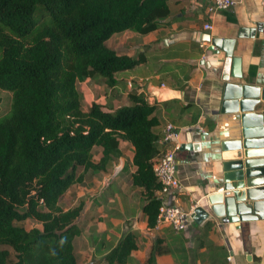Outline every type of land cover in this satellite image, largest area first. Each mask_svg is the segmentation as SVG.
Instances as JSON below:
<instances>
[{
  "label": "trees",
  "instance_id": "trees-1",
  "mask_svg": "<svg viewBox=\"0 0 264 264\" xmlns=\"http://www.w3.org/2000/svg\"><path fill=\"white\" fill-rule=\"evenodd\" d=\"M169 14L167 0H0V89L11 93L0 116V264H77L82 204L63 209L59 200L86 172L107 170L121 155L120 140L133 146L132 184L154 227L162 198L152 166L166 149L155 103L132 91L112 111L95 101L84 108L77 83L113 87L116 74L140 59L105 41L125 30L146 34ZM26 219L40 227L26 229L19 224ZM136 236L126 231L101 264H126ZM158 252L135 264H155Z\"/></svg>",
  "mask_w": 264,
  "mask_h": 264
},
{
  "label": "crops",
  "instance_id": "crops-1",
  "mask_svg": "<svg viewBox=\"0 0 264 264\" xmlns=\"http://www.w3.org/2000/svg\"><path fill=\"white\" fill-rule=\"evenodd\" d=\"M235 1L227 10L210 12L207 0H167L170 14L154 30L146 34L125 30L105 41L117 53L140 62L116 74V84L107 86L106 104L100 103L104 110L112 111L118 99L127 102V95L134 91L155 103L153 113L160 119L161 132L167 122L181 129L179 145L186 142L188 131L194 132L193 139L202 134L194 154L186 149L176 152L183 187L160 195L164 202L185 210L192 205L206 207L207 197L221 192V144L241 131L239 112L219 111L224 52L209 48L206 36L235 39L232 55L240 59L241 77L230 81L264 86V9L260 0ZM259 22L262 29L252 36H237ZM204 23L212 27L204 29ZM201 41L207 48L200 47ZM88 81L96 80L79 82ZM189 104V109L182 108ZM194 112L198 117L190 124ZM119 148L121 155L107 170L86 172L59 200L63 209L82 204L74 221L80 228L73 240L77 264H101L104 254L129 230L136 232L137 246L126 264L144 261L154 247L160 249L155 264H264V204L259 216L241 222L240 228L212 211L200 222L189 218L186 229L179 232L166 225L150 228L142 212L140 188L131 180L133 146L120 140Z\"/></svg>",
  "mask_w": 264,
  "mask_h": 264
},
{
  "label": "water",
  "instance_id": "water-1",
  "mask_svg": "<svg viewBox=\"0 0 264 264\" xmlns=\"http://www.w3.org/2000/svg\"><path fill=\"white\" fill-rule=\"evenodd\" d=\"M262 26L263 23L259 22L256 28L238 33L237 36H252ZM206 41L210 42L209 48L224 52L219 75L223 81L219 111L239 112L241 131L237 138L221 144V192L209 195L206 207L196 206L191 218L200 222L212 211L221 216L224 222L235 223L240 228L241 222L256 219L260 206L264 204V86L230 81L231 77H241L240 59L232 55L234 38L207 35ZM148 103L152 104L151 99H148ZM258 105V111H254ZM187 134L186 142L179 149L194 154L202 134H198V139H193L194 132L188 131Z\"/></svg>",
  "mask_w": 264,
  "mask_h": 264
},
{
  "label": "built area",
  "instance_id": "built-area-1",
  "mask_svg": "<svg viewBox=\"0 0 264 264\" xmlns=\"http://www.w3.org/2000/svg\"><path fill=\"white\" fill-rule=\"evenodd\" d=\"M209 2L208 10L210 12H217L227 10L236 4L235 0H207ZM260 3L264 9V0H260ZM212 26L210 23H204V29H210ZM200 47L207 48L205 41L200 42ZM130 84V83H129ZM181 129L175 126L172 122L165 123L162 131L161 142L163 144H172L162 152V154L154 160L152 169L155 177L160 183V189L158 194L167 193L172 189L182 188V183L177 175L178 159L176 152L179 149V136ZM195 205H192L189 210H185L179 204L168 203L162 200V204L159 206L155 225L158 228L160 226H170L175 232L186 229L189 218L195 209ZM230 260V256H228Z\"/></svg>",
  "mask_w": 264,
  "mask_h": 264
},
{
  "label": "rangeland",
  "instance_id": "rangeland-1",
  "mask_svg": "<svg viewBox=\"0 0 264 264\" xmlns=\"http://www.w3.org/2000/svg\"><path fill=\"white\" fill-rule=\"evenodd\" d=\"M77 88L82 93V105H83V107H87L88 104L90 102H92L93 100L100 101L98 103H103L105 101L103 103V105L106 104L107 94L109 92L107 91L108 87L105 84H102V83L97 82V81H90V82L88 81L87 84L83 85L81 82H78ZM86 89H88V90H86ZM84 90H85V92H83ZM10 95H11V93L9 91L0 89V98H1L0 116L4 115L9 110ZM109 95H110V93H109ZM125 100L126 99L116 100V102H114V104L116 105L114 107V109L129 103L128 98H127V102ZM112 107H113V105H112ZM19 224L24 226L26 229H29L33 226L40 227L39 224L32 221L31 219H26L25 221H23Z\"/></svg>",
  "mask_w": 264,
  "mask_h": 264
}]
</instances>
